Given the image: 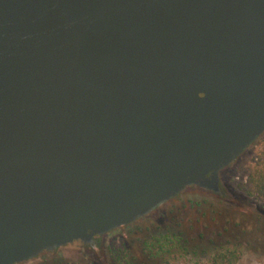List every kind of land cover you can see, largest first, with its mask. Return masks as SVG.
Instances as JSON below:
<instances>
[{"label": "water", "instance_id": "obj_1", "mask_svg": "<svg viewBox=\"0 0 264 264\" xmlns=\"http://www.w3.org/2000/svg\"><path fill=\"white\" fill-rule=\"evenodd\" d=\"M264 132V0H0V264L130 224Z\"/></svg>", "mask_w": 264, "mask_h": 264}, {"label": "rangeland", "instance_id": "obj_2", "mask_svg": "<svg viewBox=\"0 0 264 264\" xmlns=\"http://www.w3.org/2000/svg\"><path fill=\"white\" fill-rule=\"evenodd\" d=\"M264 146V132L228 166L218 172L216 192L187 186L170 200L156 206L130 224L101 235L94 244L79 240L18 264H113L109 249L124 247L131 264H158L146 258L142 242L164 226L178 229L187 252L176 264H206V257L221 247H235V264H264V207L242 191L244 170Z\"/></svg>", "mask_w": 264, "mask_h": 264}, {"label": "trees", "instance_id": "obj_3", "mask_svg": "<svg viewBox=\"0 0 264 264\" xmlns=\"http://www.w3.org/2000/svg\"><path fill=\"white\" fill-rule=\"evenodd\" d=\"M242 191L264 207V146L253 156L244 170ZM141 252L146 258H157L158 264H176V259L194 252H187L185 241L178 229L164 226L156 235L142 242ZM124 247L109 249L113 264H131ZM206 264H235L238 253L235 247L213 251L206 257Z\"/></svg>", "mask_w": 264, "mask_h": 264}, {"label": "flooded vegetation", "instance_id": "obj_4", "mask_svg": "<svg viewBox=\"0 0 264 264\" xmlns=\"http://www.w3.org/2000/svg\"><path fill=\"white\" fill-rule=\"evenodd\" d=\"M163 203V202H162ZM161 204V203H160ZM160 204H158V205H160ZM157 205V206H158ZM155 208V207H154ZM153 209V208H152ZM151 209V210H152ZM149 212V211H148ZM145 215V214H144ZM143 216V215H142ZM141 217V216H140ZM139 218V217H138ZM137 219V218H136ZM134 221V220H133ZM101 237V235L99 236V235H94V236H92L88 241H79V242H81V244H90V243H93L94 245V248H95V246H96V244H97V240H98V238H100ZM54 248H57V247H53V248H50V249H47V250H43V251H48V250H52V249H54Z\"/></svg>", "mask_w": 264, "mask_h": 264}]
</instances>
